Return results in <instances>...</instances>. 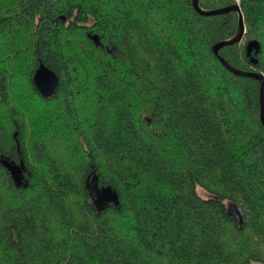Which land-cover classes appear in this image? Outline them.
Returning <instances> with one entry per match:
<instances>
[{
	"label": "trees",
	"instance_id": "trees-1",
	"mask_svg": "<svg viewBox=\"0 0 264 264\" xmlns=\"http://www.w3.org/2000/svg\"><path fill=\"white\" fill-rule=\"evenodd\" d=\"M198 4L239 5L245 32L218 54L264 76V0ZM237 26L191 0H0V264H264L260 82L211 49ZM39 61L59 78L47 98ZM50 125L67 138H34ZM2 160H22L26 186ZM92 171L117 206L97 211Z\"/></svg>",
	"mask_w": 264,
	"mask_h": 264
},
{
	"label": "water",
	"instance_id": "water-1",
	"mask_svg": "<svg viewBox=\"0 0 264 264\" xmlns=\"http://www.w3.org/2000/svg\"><path fill=\"white\" fill-rule=\"evenodd\" d=\"M191 2L195 11L202 15H218L231 11H235L238 14V26L235 34L231 38L215 43L211 49L220 63L228 71L238 76L254 78L260 82L259 117L262 125L264 126V76L260 73L237 69L231 66L223 57L218 54L219 49L222 47L238 43L242 39V36L245 32V26L239 5L233 4L221 8L203 10L198 4V0H191ZM91 38H93L95 43L98 44V39L96 36H91ZM252 50H259V43L257 41H251L247 44V53ZM32 81L38 92L45 98L53 95L59 84L58 76L42 61L38 62V65L32 75ZM1 164H3V166L7 169L16 186L27 185L25 182V174H27V170L25 169L22 160H20L19 163L2 160ZM85 187L97 211H102L110 203L114 204L115 206L119 204L117 191L109 185H100L98 182V176L94 171H92V173L86 177ZM226 210L227 214L238 225L242 224V215L237 205L234 203H228Z\"/></svg>",
	"mask_w": 264,
	"mask_h": 264
},
{
	"label": "rangeland",
	"instance_id": "rangeland-1",
	"mask_svg": "<svg viewBox=\"0 0 264 264\" xmlns=\"http://www.w3.org/2000/svg\"><path fill=\"white\" fill-rule=\"evenodd\" d=\"M237 2H238V0H236ZM2 57H1V55H0V60H2L1 59ZM9 80H10V82H11V84H15V86H17V84L18 85H21V88H19V89H15V88H13L12 90H13V92L15 93V94H20L19 92H21V94L23 93V90H25V91H28L27 90V88H26V84H25V82L22 80V79H18L15 75H10L9 76ZM14 101V100H13ZM14 104H16V102H13ZM82 103H85V99H81V105L80 106H82L81 107V109H82V111H81V114H82V112H83V107H86V106H83V104ZM18 104V103H17ZM24 105L25 104V102H23V103H20V105ZM19 105V104H18ZM20 105H19V107H20ZM20 108H22V107H20ZM53 107L52 106H50V108L49 109H47V111H49V113L50 112H54L53 111V109H52ZM31 112H35L37 115H38V112L37 111H31ZM2 112L0 111V114H1ZM40 113V112H39ZM3 114V113H2ZM0 115V117L1 116H3V115ZM60 122V121H59ZM56 123H58V122H56ZM45 131H46V133H44V134H42V133H40V134H37L36 133V135L34 136V138L35 137H40V138H42V139H45V138H47V137H49V136H52L53 134H56V137H57V139L56 140H59V137H62V139L64 138L65 139V137L68 135L67 133H65V132H63V131H61V130H58V129H56L55 128V125H50L49 127H45ZM32 132H33V129L31 128V127H29V130H28V135L29 136H31V134H32ZM67 138V137H66ZM51 147V151L52 152H55L56 151V149L58 150V148L59 149H61V156H63L62 154H64V146L62 145V144H59V141H57L56 142V144H53L52 146H50ZM57 154V153H56ZM65 156H63V158H64ZM66 158V157H65ZM69 162H71V160L68 158L67 159V163H69ZM198 193L202 196V197H207L208 196V194L205 192V191H203L202 189H200V188H198ZM252 264H260L259 262H252Z\"/></svg>",
	"mask_w": 264,
	"mask_h": 264
},
{
	"label": "flooded vegetation",
	"instance_id": "flooded-vegetation-1",
	"mask_svg": "<svg viewBox=\"0 0 264 264\" xmlns=\"http://www.w3.org/2000/svg\"><path fill=\"white\" fill-rule=\"evenodd\" d=\"M0 160H1V156H0ZM16 163V162H15ZM26 169V168H25ZM26 175V174H25Z\"/></svg>",
	"mask_w": 264,
	"mask_h": 264
}]
</instances>
